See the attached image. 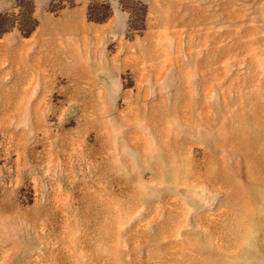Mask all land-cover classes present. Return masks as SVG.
<instances>
[{
	"label": "rangeland",
	"instance_id": "rangeland-1",
	"mask_svg": "<svg viewBox=\"0 0 264 264\" xmlns=\"http://www.w3.org/2000/svg\"><path fill=\"white\" fill-rule=\"evenodd\" d=\"M0 264H264V0H0Z\"/></svg>",
	"mask_w": 264,
	"mask_h": 264
},
{
	"label": "crops",
	"instance_id": "crops-1",
	"mask_svg": "<svg viewBox=\"0 0 264 264\" xmlns=\"http://www.w3.org/2000/svg\"><path fill=\"white\" fill-rule=\"evenodd\" d=\"M38 5H43L51 0H34ZM81 1H84V0H81Z\"/></svg>",
	"mask_w": 264,
	"mask_h": 264
}]
</instances>
